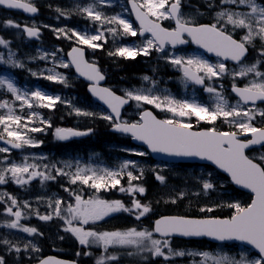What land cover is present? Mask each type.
Returning a JSON list of instances; mask_svg holds the SVG:
<instances>
[{
	"label": "snow or ice",
	"instance_id": "obj_1",
	"mask_svg": "<svg viewBox=\"0 0 264 264\" xmlns=\"http://www.w3.org/2000/svg\"><path fill=\"white\" fill-rule=\"evenodd\" d=\"M111 0H91L90 3L75 6L74 11L84 15L94 23H98L101 28L105 25H115L105 29L113 36L137 34L144 36L150 33L151 38L145 39L140 46H121L115 52L109 55H118L124 58L135 59L138 55H149L151 49L163 52L165 45H182L188 43L185 34L191 38V42L206 49L210 53H215L217 57H223L224 60H232L237 63L238 70L229 72V69L223 62L216 64L209 63L202 57L197 56H172L170 63L182 72V80L187 86V82L196 85H204V91L212 94L214 104L210 106L202 105L195 99L177 100L170 94L163 97L154 94L156 81L149 76H144L145 81H149L153 88L126 90L124 96L116 95L108 88H99L96 85L105 77L95 64H90L84 59V51L80 47H73L68 53L71 58L70 64L63 61L60 66L68 68L74 65L80 75L93 81L90 86L92 94L103 101L114 115H102V119L112 123L115 131L131 136L138 141H142L153 153H166L175 157H199L200 159L211 161L218 168L227 173L231 181L242 188L250 190L253 194L251 202L243 205L239 202H228L226 205H217V207L226 206L233 209L231 216L227 218L206 217L191 218L186 216H162L155 220L152 230H137L130 228L127 230L102 231L98 232L92 229H85L81 225H88L90 222L103 220L105 217L117 212H132L135 210V218L141 217L152 211L150 204H142L139 200H133L132 207H126L121 201H107L99 197L84 199L80 194H74L69 189L70 195H74V204L67 203L62 209L61 205L65 202L61 199L49 201V207L53 212L46 215H39V219L48 221L53 219V215L64 221L66 227L64 231L71 233L78 243L86 248L93 245L103 249L102 254L97 258L96 264H109V262L120 259L119 255L110 253L109 249L120 247L134 249L127 252L128 256L141 255L144 252L151 253L155 257H163L166 261L173 257L200 256V261H194L193 264H264V155L257 160L246 154V149L254 145L264 146V127H257L253 123L256 116L264 118V109L245 108L251 102L255 105L257 101L264 102V72L258 69V66L264 62L257 59L253 64L243 63L249 46L254 47V41L259 38L262 47L258 50L259 56L264 57V0L260 3L257 0H220L221 4L235 5L236 8H221L215 13V22L212 24H197L192 17H186L181 11L182 0H129L132 11L135 12L136 19L139 21V29L133 27V24L117 14L111 17L104 15L99 10V5L110 3ZM0 6L7 9H22L28 13H37L38 8L31 0H0ZM241 6L247 8V11H239ZM209 7H212L210 4ZM73 11V10H70ZM61 16L68 15L65 11L57 9ZM161 19H171L175 21V28H164L157 21ZM5 27L20 28L21 25L12 20L4 22ZM231 26L233 30H244V35L239 40L235 39L232 32L228 30ZM47 27V26H46ZM28 37H38L39 29L36 26H24L22 29ZM68 39L75 37L80 45H87L90 48L102 47L96 43L104 39V31L97 29L94 34L87 32L81 33L73 29H54ZM0 45L8 48V42L0 38ZM15 53L9 50L7 59L0 55V63L10 64L12 67H24L23 63L14 59ZM55 57V53L51 54ZM46 59L47 54L40 57ZM167 58V57H166ZM48 75L45 79L57 83L66 84L67 80L61 73H56L53 69H48ZM232 75L233 78L247 77L252 74L253 78L244 87L232 86V91L239 97L235 105H230L227 98L211 85H206V80L219 78L224 75ZM33 76L43 75V72H32ZM0 89H6L8 93L14 96L16 101L21 102V109L27 106L29 109L34 107L52 108L60 100L59 96L49 95L47 92L36 89L31 91L21 90L7 76H0ZM134 100L137 107L143 104L153 105L162 111L173 114V118L158 119L151 111L144 110L140 114V119L133 123L121 122L119 120L121 108ZM0 109H7L6 115H0V125L3 126V133H0V140H5L11 145V148L21 149L24 146H38L37 141L23 134L20 129L27 128V123L22 121H31L37 117L38 113L31 112L27 118L17 115L8 100H0ZM77 115H95L87 111L76 109ZM195 116L199 121H205L214 124L218 119H223L225 123L234 126L236 131H219L215 127L194 131L191 123H185L175 117ZM47 123V121H41ZM51 126L50 124L48 125ZM32 132L42 131L41 128L32 127ZM89 132L91 129L88 130ZM87 132L74 131L72 129L57 128L55 135L60 140H67L70 137L87 135ZM246 137L241 139L240 137ZM250 137V138H247ZM9 152V148L0 147V153ZM137 155H147L145 152H137ZM7 162L4 157L0 163L5 166L0 167V185L8 182L9 179L16 184L25 185L36 178L41 181L55 179L56 177L48 172L36 171L37 165L24 162ZM130 165L135 166L133 161H125L120 166L121 170L127 169ZM71 167V165H67ZM48 166L45 165V168ZM55 167V166H53ZM56 175H70L72 184L79 181L81 184L88 185L97 192L101 188H116L120 184V172L104 169L103 174H98L94 169H82L77 167L74 173L65 172L61 168H56ZM142 175V171H141ZM129 187L125 189L120 187L119 191L134 193H145L146 189L142 186H133L131 182L140 177L133 175L131 171L127 172ZM156 179L161 183L165 182V177L156 173ZM215 185L210 180L202 181V189L206 194L214 190ZM199 195L200 193H195ZM183 192L178 193V197L172 198L171 202L176 203L177 198H183ZM5 196L11 201V206L6 208V213L14 217L12 221L6 223L9 229H19L28 234H37L38 230L34 227L21 225L20 220L23 216L22 211H13V207L19 208L15 197L7 193L0 194V201ZM24 207H30L27 201ZM213 207H202L201 212H212ZM66 213L67 215H65ZM78 222L77 224H74ZM153 233L160 234L165 239L154 238ZM42 235V234H41ZM173 236L181 237H209L216 241H240L252 245L258 250L259 256L255 259H249L241 254L239 258L230 257L227 254H213L210 252H196L191 250L173 248L170 238ZM63 239V237H61ZM9 246V251L19 253L21 248L11 241L5 239L0 241ZM29 245L24 246L27 251ZM167 249V251H165ZM32 251H40L35 245H31ZM81 255L80 252L76 253ZM83 255H90L84 252ZM0 264H6L3 256H0ZM39 264H75L74 261H62L54 257H47L40 260Z\"/></svg>",
	"mask_w": 264,
	"mask_h": 264
},
{
	"label": "rangeland",
	"instance_id": "obj_2",
	"mask_svg": "<svg viewBox=\"0 0 264 264\" xmlns=\"http://www.w3.org/2000/svg\"><path fill=\"white\" fill-rule=\"evenodd\" d=\"M80 0H56V1H49V0H31V2H36L39 5L43 6L45 10L50 11L49 13H44L48 16L46 17L43 15L39 17V19L35 18L34 20H29L26 18H20L18 16L6 17V15L0 14V38H3L8 42V48H5L3 45H0V55H3L5 59L8 57L9 50L15 53L14 59L23 63L24 67H12L10 64L0 63V76H7L11 79L14 84L20 88L21 90L34 91L36 89L43 90L47 92L49 95L52 96H59L60 100L52 108H43V107H34L29 109L27 106H24L21 109L20 101H16L14 96L11 93H8L6 89H0V100H8L10 105L12 106L13 110L17 115H21L25 118L29 116L31 112L38 113L37 117H33L31 121L25 120L22 123H27V128H21L20 131L25 134L27 137L33 139L30 135L33 133H41L42 135L45 134L47 131L48 126V118L44 115L43 112L40 110H60V113L72 117L75 116L76 118H85V121H79L75 124L82 125L83 130H89L88 123L98 124L102 128L110 126L112 123L108 120L102 119V115H109L106 113L102 108L98 105L93 103L91 100H88L83 95L79 94L77 91L78 87V79L75 75L71 72V67L64 68L60 66V62L63 61L68 63L64 50V45H59V47H52L46 48L50 45H46L42 40H38L37 42H31L25 35V32L22 30L24 26H36L37 28H50L54 32L56 36H59V33L54 31V29H65L68 30L69 27L74 28L78 32L84 33L87 32L89 34H94L97 29L104 31V39L96 42L102 47L97 48H90L85 45V49L87 50L89 56L94 58L95 63L99 64L100 67L109 75L115 76L119 74L118 67L113 64L112 60H117L120 57L117 55H109L110 52H115L116 50L111 48L110 45H114L116 48L121 46H140L145 41V39L150 38H137V36H130V35H117L113 36L111 33L107 32L105 29L109 27H115V25H108L105 24L102 28L98 23H94L90 19H87L84 15L78 14L74 11L75 6L77 4L84 5ZM191 0H182V12L186 17L194 18L195 22H198L199 19H206L208 22H215V13L219 11L218 7L223 6V8H236L235 5H228L224 6L221 4L220 0H193L194 3H190ZM203 2L201 6L198 5V2ZM91 0H86L85 4L90 3ZM258 2V1H257ZM213 7H209V5ZM245 10L236 9L239 11H247V8L241 6ZM240 7V8H241ZM61 9L68 15L61 16L57 9ZM213 8H216V11H208ZM73 10V11H70ZM99 10L104 13L105 16L111 17L114 15H121L124 19L128 20L132 23L128 10L125 6L123 0H111L110 3H104L99 5ZM49 19L53 21H57V24L48 22ZM6 20H12L15 23L21 25L20 28L15 27H5L4 22ZM169 19H161L159 21H168ZM77 26H72L76 25ZM133 24V23H132ZM71 25V26H70ZM47 26V27H46ZM133 27L135 28L134 24ZM67 28V29H66ZM228 29L235 31H243L241 29L233 30L231 26H228ZM244 35V34H243ZM242 35V36H243ZM125 38V39H123ZM72 42H76L74 39H69L65 42V45L69 47ZM77 43V42H76ZM254 47L260 46L262 47V42L257 38L254 41ZM78 44V43H77ZM110 44V45H109ZM80 45V44H79ZM46 46V47H44ZM107 47V48H106ZM252 47V46H251ZM101 50V51H99ZM55 53V57L51 54ZM173 52H169L167 55L162 54L161 52L156 51L155 49L150 50V54L145 55H138L139 58L149 59L150 63L152 62L153 58L157 62L163 63H155L153 64L154 70H165L166 65L168 66L167 71L164 73L166 77L171 76V80L163 79V76H158L156 80L157 83L154 87V94L160 95L163 97L165 94H170L177 100H193V99H201V95L203 93L198 92L195 88H193L189 82H187V86H185V82L182 80V72L174 67L170 63V58L172 56H197L202 57L201 55L195 52H188L183 55H174ZM47 54L46 59H41V56ZM154 55L153 57H151ZM151 57V58H150ZM167 57V58H166ZM203 58V57H202ZM205 59V58H203ZM206 60V59H205ZM209 62V60H207ZM264 61V57L263 60ZM215 64L213 62H209ZM253 62H246L245 64H253ZM165 64V65H164ZM238 67H228L229 72L238 70ZM48 69H53L56 73H61L66 78L67 83H57L54 81H50L44 78V76L48 75ZM258 69L264 72V62H262ZM32 72L41 73L43 75H36L33 76ZM169 75V76H168ZM253 78L252 74H249L247 77H235L233 78L232 75H224L219 78H213L212 80H206L207 85H211L217 89L218 92H221L228 100L230 105H235L238 100L234 96L231 88L233 84L241 86H245L249 83V81ZM44 82H49L50 84L64 86L67 88H71V93L69 91L64 95L60 93H55L49 91L48 89L43 88ZM124 82L118 84V90L125 94L126 90H133V89H148L153 88V85L149 81H145L142 78V86H124L121 85ZM126 84H129L127 82ZM170 84V85H169ZM172 84V85H171ZM168 85L170 87H168ZM206 92V91H204ZM208 97L210 98L209 106L211 107L214 104L212 100V94L206 92ZM200 94V95H199ZM196 102H198L196 100ZM143 103L139 107H141ZM133 106L137 107V102L133 100ZM154 107L153 105H150ZM241 107H245L241 104ZM155 108V107H154ZM245 108H255L253 106L245 107ZM76 109H80L82 111H87L90 113H94L95 115H77ZM157 109V108H155ZM257 109H264V106L257 107ZM160 113H162L163 117L165 118H173V114L167 111H162L157 109ZM7 109H0V115H6ZM127 116L125 117L124 121H136V117L139 113V110H129L126 112ZM133 119V120H132ZM175 119L182 120L185 123H191L193 126L196 125L197 117L195 116H186V117H175ZM47 121V123H42L41 121ZM216 124V129L222 130H232L236 131L233 125L229 123H225L223 119H218L214 122ZM255 126L257 127H264V118L260 117L259 115L256 116L255 120L253 121ZM214 124H209V128L213 127ZM32 127L41 128L42 131L32 132L30 129ZM51 129V128H50ZM52 130V129H51ZM55 129L53 132L49 133L51 136L56 138ZM0 133H3V126L0 125ZM47 133V132H46ZM6 137V134H5ZM38 146H24L22 148L21 153H17L16 155H12V153H0V161L3 160L4 157H7V162H16L21 163L25 161L27 158V163L37 165L36 171L40 172H48L51 175L55 176V179L41 181L38 177L32 180L30 183L25 185H20L22 189H19V184H16L14 181L9 179L14 185H18L17 189H13L14 185L8 184L2 186H6L9 189H12V192H9V189H3L0 187V194L7 193L8 195L15 197L18 201L19 208L13 207V211L20 210L23 213V216L20 220V223L23 226L28 227L25 224L32 225L34 228L38 230L37 234H28L19 229H9L5 225L6 223L10 222L5 219V222L0 224V241L5 239L11 241L12 243L16 244L21 248L19 253L15 251H9V246L3 243H0V256H3L6 264H34L37 257V251L31 250V245H35L40 249L38 252H43V248L45 244H51L52 242H56L59 240V237L56 235L55 231H48L45 230L43 232L39 229L41 223L47 222L52 223L56 221V224L59 227L64 228V221L60 218L53 215V221L48 220L44 221L39 219V215H46L53 212V208L49 207V201H55L56 199H61L65 203L61 205L62 209L66 207L67 203L74 204V195H70L69 191H65V189H69L74 194H80L85 199L99 197L101 199L107 201H116L119 200L123 203L128 202L130 208L132 207L133 200H139L142 204H150L152 211L145 216L141 217L139 220L135 218L136 212L133 210V215L129 216L128 212H125V215H122V212L112 213L111 215L105 217L103 220L96 221L95 223L90 222V225H99L102 221L103 224L99 228H101L98 232L102 231H116V230H127L130 228H136L137 230H149L147 226L146 220L155 212L158 211L160 206L165 205H177L179 203L182 204L181 207L182 212H185L186 209L189 210H196L197 214L203 213V215L213 214V211L218 212V214H231L233 213V209L228 208L226 206L217 207V205H226L228 202H239L244 205V198L243 196L234 195L231 190H229L228 181L222 180L218 177V175L211 169H208L203 166H175V165H166L160 163H151L148 160L147 155H137V152H145L142 148H119V154H112L109 158L105 159L103 156L100 155L98 152L91 151L88 149L85 151V155H70V153H65V157L58 158L54 162H47V157L43 152H40ZM0 147H2L0 145ZM126 154L127 157L123 154ZM146 153V152H145ZM72 154V153H71ZM75 154V153H74ZM79 154V153H77ZM264 155V149L257 150L251 156L255 159L259 160V157ZM16 157V158H14ZM125 161H133L135 162V166L130 165L127 169L121 170V165ZM45 165L48 167L45 168ZM67 165H71L68 167ZM5 166L4 163H0V167ZM55 166V167H53ZM77 167L82 169H94L97 171L98 174H103L104 169H109L112 171L120 172L121 175L119 177L120 184L117 185L116 188H108L104 189L101 188L99 192L95 189L89 187L88 185L81 184L79 181L77 183L72 184L70 182V175H56V168H61L65 172L74 173ZM131 171L133 175L139 176L140 178L137 180H133L131 184L133 186H142L146 189L145 185L143 184L148 177L151 179L153 185L150 187V191H146L147 194H140L134 193L130 194L129 192H121L119 191L120 187H124L127 189L129 187V179L127 176V172ZM142 171V175H141ZM156 173L163 175L165 177V182L161 183L156 179ZM40 179V180H39ZM210 180L214 185V190L208 191L206 194L203 192L202 189V181ZM178 181V182H175ZM6 184V183H5ZM56 184H63L64 187H56ZM49 188H57L58 191L49 192ZM6 190V191H5ZM65 193L64 197L62 198L59 193ZM183 192L185 195L183 198H177L176 203H172L171 199L178 197V193ZM195 193H200L196 195ZM58 194V195H57ZM145 195V196H144ZM141 197H144V200H140ZM72 199V200H71ZM27 201L30 207H24V202ZM3 204L7 205L8 207L11 206V201L5 196V199L2 201ZM124 204V203H123ZM125 205V204H124ZM127 207V205H125ZM202 207H213L212 212H201L200 209ZM157 209V210H156ZM39 214V215H38ZM67 215L66 213H64ZM116 216V217H115ZM12 217V216H11ZM131 217V219H130ZM106 220V221H105ZM36 222L39 224L36 225ZM74 224H77L74 221ZM52 226V225H51ZM42 234V235H41ZM44 236H46V243L43 241ZM157 239V238H156ZM172 244V243H171ZM29 245L27 251L24 250V246ZM173 248L174 245L172 244ZM177 249H184V250H191L196 252H210L213 254H227L230 257L239 258L241 254L247 256L249 259L258 258L257 256L253 255L249 250L244 249L242 247H228L225 245H214L211 246L210 244H198L194 248L185 247V248H177ZM124 250L130 251L134 249H126L120 247H113L109 249L110 253L121 254ZM103 249L101 247L93 245L91 247L90 253L94 254V263L96 264L97 258L102 254ZM167 251V249H165ZM127 254V253H125ZM133 260L132 264H145L150 261L155 262V256L151 253L144 252L141 255H134L130 256ZM202 257L200 256H184V257H173L170 260H165L163 257H157L156 262L158 264H193L194 261H200ZM112 261L109 264H114ZM209 262V263H208ZM207 264H212L211 261H208ZM121 264H130L129 262L121 261Z\"/></svg>",
	"mask_w": 264,
	"mask_h": 264
},
{
	"label": "trees",
	"instance_id": "obj_3",
	"mask_svg": "<svg viewBox=\"0 0 264 264\" xmlns=\"http://www.w3.org/2000/svg\"><path fill=\"white\" fill-rule=\"evenodd\" d=\"M114 62L118 65L119 74L121 76L120 78L123 80H130L129 75L137 74L143 71L142 64L139 59H135V60L119 59ZM42 112L44 113L46 117H51L50 120L54 126L70 125V122L66 120V116L61 114L60 112L56 113L55 111H49V110H42ZM88 126L93 131L92 137H87L85 138V140L69 142L67 144L57 143V144H54L55 145L54 149L56 151L67 149L71 152H75V151L85 152L88 149L98 150V149L105 148L108 143L117 141L114 139L112 135L109 134V132L107 131L105 127L102 128L100 125L93 124V123H88ZM46 142L50 144L51 142H56V141H54V139H52L51 137H46ZM152 185L153 183L151 182V179H149L147 186H146L148 188V191L151 190L150 187ZM181 207H183L181 203L177 205L160 206V208H158V211H157L158 213L156 215L154 214V216H157L158 214H176V215L191 214V216H195L194 214L195 212H197L196 210H193V209L189 210L187 208H185L186 209L185 212H182ZM62 256L65 258L72 259V256L70 254H66ZM75 259L79 260L76 257ZM145 264H158V263L154 261H150Z\"/></svg>",
	"mask_w": 264,
	"mask_h": 264
},
{
	"label": "water",
	"instance_id": "obj_4",
	"mask_svg": "<svg viewBox=\"0 0 264 264\" xmlns=\"http://www.w3.org/2000/svg\"><path fill=\"white\" fill-rule=\"evenodd\" d=\"M132 7V6H131ZM18 10V9H17ZM21 11H23L22 9H21ZM25 12V11H24ZM30 15H32L33 13H29ZM134 14H135V12H134ZM135 18H136V15H135ZM194 45H197V44H195L194 43ZM197 46H199V45H197ZM200 47V46H199ZM201 48V47H200ZM203 51H205V52H207V53H210V52H208L206 49H204V48H201ZM68 58H69V61L71 60V58L68 56ZM84 59H85V54H84ZM73 66V68H74V70L76 71V68H75V66L74 65H72ZM76 73L83 79V80H86V81H89L85 76H82V75H80V73L79 72H77L76 71ZM90 93H91V91H90ZM92 97L96 100V101H98V102H101V100H99V98L98 97H96V96H94L93 94H92ZM258 102H261V101H257L256 103H258ZM249 103H251V102H249ZM126 105V104H125ZM124 105V106H125ZM123 106V107H124ZM107 108H108V106H107ZM109 109V108H108ZM112 115H114L112 112H111V109H109L108 110ZM122 111V110H121ZM121 111H120V115H121ZM114 132H117V131H115V130H113ZM117 133H120V132H117ZM123 134H125V133H123ZM129 135H131V134H129ZM134 142L135 143H137V144H141V145H144L147 149H149L148 148V146L146 145V144H144L142 141H138V140H135L134 139ZM0 143L1 144H3V145H6V146H9L10 148H11V145H9V144H7L6 143V140H0ZM256 146H261V145H254V146H252L251 148H253V147H256ZM250 148V149H251ZM12 149H14V148H12ZM16 150H19V149H16ZM150 150V152H151V154L153 155V157L154 158H156V159H161V160H164V161H175V162H193V163H203V164H210V165H212L213 167H215L216 169H218L220 172H222V173H224L225 175H227L229 178H230V176L227 174V173H225L222 169H220V168H218L215 164H213L211 161H207V160H203V159H200L199 157H175V156H169V155H167L166 153H153L152 151H151V149H149ZM246 150H249V149H246ZM230 181H231V178H230ZM232 182V181H231ZM233 183V182H232ZM233 185L236 187V188H238V189H241V190H243V191H245V192H248V193H251L250 192V190H248V189H245V188H242L241 186H238V185H235L234 183H233ZM252 194V193H251ZM253 195V194H252ZM157 235H159L160 236V234H158V233H156ZM176 237H181V236H176ZM181 238H186V239H189V238H201V237H181ZM208 239H210V240H212V241H216V240H214V239H212V238H209V237H207ZM221 242V241H220ZM234 242H239V243H241V244H243V245H245V246H248V247H251V248H253L256 252H258V250H256L252 245H249V244H247V243H245V242H240V241H234Z\"/></svg>",
	"mask_w": 264,
	"mask_h": 264
}]
</instances>
